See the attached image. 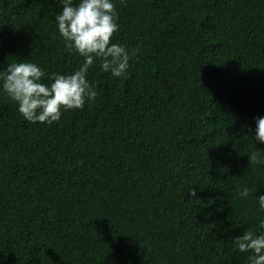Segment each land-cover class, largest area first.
<instances>
[{
	"label": "trees",
	"instance_id": "16d2710c",
	"mask_svg": "<svg viewBox=\"0 0 264 264\" xmlns=\"http://www.w3.org/2000/svg\"><path fill=\"white\" fill-rule=\"evenodd\" d=\"M114 3L126 75L96 59L95 99L52 123L0 93V264H247L234 245L264 218V0ZM61 7L0 0V71L78 67Z\"/></svg>",
	"mask_w": 264,
	"mask_h": 264
},
{
	"label": "clouds",
	"instance_id": "9594fccd",
	"mask_svg": "<svg viewBox=\"0 0 264 264\" xmlns=\"http://www.w3.org/2000/svg\"><path fill=\"white\" fill-rule=\"evenodd\" d=\"M61 9L55 15L58 33L65 49L83 58L71 72L48 74L30 60L12 61L0 71V93L17 104V111L30 122L52 123L61 118V109H79L97 96L88 70L96 59L100 68L114 77L126 75L132 52L122 44L111 42L117 30V11L114 0H60ZM256 142L264 143V115L255 118ZM256 153H250L254 160ZM250 189L243 187L239 195L247 197ZM194 194V191H193ZM264 211V193L256 197ZM260 227L246 230L235 237V248L248 252L247 264H264V218Z\"/></svg>",
	"mask_w": 264,
	"mask_h": 264
}]
</instances>
